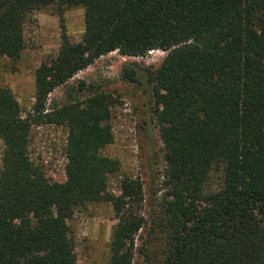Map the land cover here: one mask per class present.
Here are the masks:
<instances>
[{"label":"trees","instance_id":"1","mask_svg":"<svg viewBox=\"0 0 264 264\" xmlns=\"http://www.w3.org/2000/svg\"><path fill=\"white\" fill-rule=\"evenodd\" d=\"M49 6L81 8L83 33L75 44L62 36L35 68L30 113L0 89V264H75L65 221L117 169L99 155L112 141L111 99L48 107V95L101 56L150 51L165 53L156 70L129 62L122 74L152 101L164 151L165 199L148 233L162 238L157 264H264V0H0V57H19L26 17ZM45 124L67 130L61 183L27 153L30 128ZM119 188L108 264H132L141 185L124 178Z\"/></svg>","mask_w":264,"mask_h":264},{"label":"rangeland","instance_id":"2","mask_svg":"<svg viewBox=\"0 0 264 264\" xmlns=\"http://www.w3.org/2000/svg\"><path fill=\"white\" fill-rule=\"evenodd\" d=\"M82 33V9L79 7L58 13L55 7L49 6L26 17L19 57L15 60L0 57V89L12 94L22 116L30 113L33 106L35 68L56 57L62 36L75 44L81 40ZM164 55L161 51H150L144 57L133 58L109 53L48 95V107L66 101H83L95 92L105 93L111 99L108 125L112 141L99 150V155L114 160L117 169L104 176L105 190L100 199L75 206L65 221L74 244L75 264H108L111 231L117 222L109 199L120 196V181L124 178L139 181L142 191L139 214L145 218L142 230L135 237L132 264L158 262L162 238L157 232L148 233L165 199L164 151L152 113V101L137 84L124 78L122 66L130 62L154 71ZM205 75L213 77L214 73L207 70ZM78 82L84 84L80 91ZM66 132L64 125H33L30 128L29 159L50 183L65 180ZM2 150L0 140V173Z\"/></svg>","mask_w":264,"mask_h":264}]
</instances>
